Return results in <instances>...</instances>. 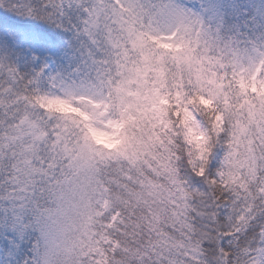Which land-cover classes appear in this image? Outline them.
<instances>
[{
	"label": "snow or ice",
	"instance_id": "1",
	"mask_svg": "<svg viewBox=\"0 0 264 264\" xmlns=\"http://www.w3.org/2000/svg\"><path fill=\"white\" fill-rule=\"evenodd\" d=\"M74 6L90 42L83 75H28L0 63V221L18 256L31 245L23 264H264V222L249 234L264 218V48L221 46L173 0L13 5L58 26ZM166 30L191 55L148 40ZM72 82L107 94L127 117L135 156H102L78 122L55 114L49 91ZM161 89L178 105L164 133L148 115ZM185 108L200 118L183 119Z\"/></svg>",
	"mask_w": 264,
	"mask_h": 264
},
{
	"label": "trees",
	"instance_id": "2",
	"mask_svg": "<svg viewBox=\"0 0 264 264\" xmlns=\"http://www.w3.org/2000/svg\"><path fill=\"white\" fill-rule=\"evenodd\" d=\"M189 1L202 13V19L212 28V37L221 46L228 42L241 52L264 48V0H214L215 20L204 10L202 3L206 0ZM14 2L0 0V63L31 75L40 69L34 65L32 56L42 61L51 56L62 72L78 71L83 75L87 70L85 62L90 42L75 27L83 16L82 11L75 6L68 9L63 26H58L49 20L21 14L13 7ZM43 84L46 86V81ZM222 157L223 149H214L209 162L211 173H215ZM260 222H264V218H257L256 227L249 229L250 235L258 233ZM8 231L9 226L0 221V264H23V260L31 256V245L25 241L23 254L18 256Z\"/></svg>",
	"mask_w": 264,
	"mask_h": 264
},
{
	"label": "clouds",
	"instance_id": "3",
	"mask_svg": "<svg viewBox=\"0 0 264 264\" xmlns=\"http://www.w3.org/2000/svg\"><path fill=\"white\" fill-rule=\"evenodd\" d=\"M166 31H168L166 38L148 37V40L157 46L158 51H167L170 55L173 53L180 56L191 55L192 50L188 48L181 35L170 30ZM162 45L171 47L164 49ZM252 54L255 55V53ZM163 93L164 89H161V98L153 102L148 112L151 124L160 133L170 129V120L176 116L175 111H168L169 107L178 108L175 101L163 96ZM49 100H51L50 107L56 115L65 118L69 123L78 122L81 136L86 137L87 143L102 156H135L136 145L131 142L128 135V124L124 122L127 117L122 120L119 109L107 102V94L101 96L92 88L72 82L58 91L50 90ZM201 103L211 107L206 94ZM182 116L185 120L199 119L200 113L189 115L188 108H185ZM177 126L180 127V125ZM156 138L159 139V136ZM196 139L200 138L196 137ZM181 140L183 141V137Z\"/></svg>",
	"mask_w": 264,
	"mask_h": 264
},
{
	"label": "rangeland",
	"instance_id": "4",
	"mask_svg": "<svg viewBox=\"0 0 264 264\" xmlns=\"http://www.w3.org/2000/svg\"><path fill=\"white\" fill-rule=\"evenodd\" d=\"M214 0H206V3H202L204 10L208 15L210 14L211 20L216 19L217 12L215 11L216 7L213 4ZM173 2L176 5H179L180 8H182L185 12L189 13L191 16L195 18H199L200 21H202L205 28L210 30V34L212 35V28L210 25H208L203 19H202V13L196 10V8L190 3L189 0H173ZM29 54V52H27ZM32 60L35 66L40 67L39 72L43 69V72L45 75L52 74V75H60L64 77L65 79H76L78 76H80V73L78 71H75L72 74H68L65 72H62L58 66L56 61L53 57L47 56L43 61L37 56H32ZM46 81V80H45ZM47 84V81H46Z\"/></svg>",
	"mask_w": 264,
	"mask_h": 264
}]
</instances>
